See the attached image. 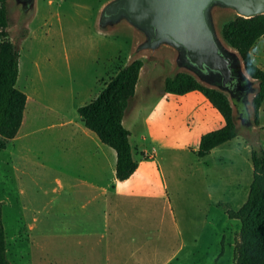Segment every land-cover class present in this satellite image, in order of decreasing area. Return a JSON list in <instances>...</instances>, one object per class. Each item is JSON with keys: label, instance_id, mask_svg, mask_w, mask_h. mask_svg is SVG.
<instances>
[{"label": "rangeland", "instance_id": "rangeland-1", "mask_svg": "<svg viewBox=\"0 0 264 264\" xmlns=\"http://www.w3.org/2000/svg\"><path fill=\"white\" fill-rule=\"evenodd\" d=\"M106 1L37 0L17 44L16 87L27 98L21 129L0 147L7 257L12 264H102L118 257L133 264H231L240 222L225 208L237 210L247 198L251 146L237 134L196 155L193 140L181 133L193 116L178 118L168 103L180 95L163 91L172 75L167 53L139 57L143 65L122 120L133 157L159 182L150 193L130 196L111 188L115 152L75 109L126 65L136 41L125 29L99 32L97 14ZM250 55L264 70V35ZM258 114L264 127V101ZM259 140L264 149V128ZM92 155L104 162L98 172ZM84 178L108 185L107 197L82 184Z\"/></svg>", "mask_w": 264, "mask_h": 264}, {"label": "trees", "instance_id": "trees-1", "mask_svg": "<svg viewBox=\"0 0 264 264\" xmlns=\"http://www.w3.org/2000/svg\"><path fill=\"white\" fill-rule=\"evenodd\" d=\"M5 1L0 0V147H4L8 140L16 136L27 98L16 87L20 54L6 29ZM221 32L224 39L241 54L248 73L259 80L260 89L253 98L255 121L259 124V108L264 101V70L252 61L250 48L264 35V14L250 18L235 16L222 24ZM142 65L141 59L124 65L92 99L76 109L84 126L100 142L115 151L114 176L120 181L129 178L138 166L129 140L130 131L122 120L128 100L135 93ZM193 90L199 91L224 120L223 126L200 136L195 153L203 157L213 148L234 138L237 133L231 118V108L222 92L201 85L193 76L184 72L164 79V92L184 95ZM250 158L252 179L247 198L237 210L225 208L229 218L240 222L231 264H264V149L251 148ZM0 264H12L7 257L1 206Z\"/></svg>", "mask_w": 264, "mask_h": 264}, {"label": "water", "instance_id": "water-1", "mask_svg": "<svg viewBox=\"0 0 264 264\" xmlns=\"http://www.w3.org/2000/svg\"><path fill=\"white\" fill-rule=\"evenodd\" d=\"M37 0H6L7 31L18 42L28 33ZM264 14V0H107L97 14L102 34L128 30L136 38L126 64L143 55L167 53L172 75L184 72L201 85L222 92L237 134L260 149V125L253 98L259 80L245 68L239 51L223 37L222 24L235 17Z\"/></svg>", "mask_w": 264, "mask_h": 264}, {"label": "crops", "instance_id": "crops-1", "mask_svg": "<svg viewBox=\"0 0 264 264\" xmlns=\"http://www.w3.org/2000/svg\"><path fill=\"white\" fill-rule=\"evenodd\" d=\"M168 106L170 107L171 110L180 111L179 116H177L178 118L182 117L186 119L188 116H193L192 122H183L181 124L183 125V130L181 133L184 138H190L193 140L194 149H197L199 139L202 134L211 130L218 129L224 124V120H222L223 118L221 119L220 117L221 115L218 113V111L197 90H193L184 95H180L177 100L175 99L174 101L168 103ZM77 107L75 109H77ZM23 122H24V117L22 119L21 126ZM172 123L173 126H177L176 124H174L173 120ZM20 127L19 129H21ZM261 130H262V126L260 125V131ZM86 132L88 131H85V133ZM87 134L90 135V133ZM92 157H93V162L95 163V167L93 169H95V171L98 172L103 166L104 162L103 163L100 162L97 159L99 158L98 156L92 155ZM101 159L103 160V158ZM114 165H115V160L112 166L113 172H114ZM80 182L84 185H87L89 188L96 190L94 191L95 194L99 193L101 197L104 198L107 197L109 192L108 185L97 186L95 183L90 182L86 178L80 179ZM158 182L159 179L156 172L151 171L149 169V166L145 164L144 161H139L136 170L129 178L120 181L117 180L114 176V181H111L110 183L111 184L113 183V185H111V188H113L114 193H122L126 196H130L134 194L144 193L145 191L150 193L151 189ZM75 185L73 187H75ZM96 186L98 187V189H96L97 188ZM95 194L87 197V199L91 201L92 199L96 198ZM118 258L114 261L105 258L102 264H133L129 260H123L124 258H119V259Z\"/></svg>", "mask_w": 264, "mask_h": 264}]
</instances>
